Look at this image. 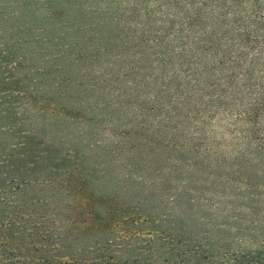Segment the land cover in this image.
<instances>
[{"label":"trees","instance_id":"1","mask_svg":"<svg viewBox=\"0 0 264 264\" xmlns=\"http://www.w3.org/2000/svg\"><path fill=\"white\" fill-rule=\"evenodd\" d=\"M14 1L0 9V199L13 215L4 251L19 253L38 230L19 217L47 207L41 230L63 250L264 264L254 0ZM143 230L150 248L125 240Z\"/></svg>","mask_w":264,"mask_h":264},{"label":"rangeland","instance_id":"2","mask_svg":"<svg viewBox=\"0 0 264 264\" xmlns=\"http://www.w3.org/2000/svg\"><path fill=\"white\" fill-rule=\"evenodd\" d=\"M253 3H255L256 6L252 13L253 19L255 18L258 22L264 24V0H254ZM2 6L5 10L11 12L16 7V1L0 0V9ZM252 40L258 42L264 41L263 38H259L256 40L255 37H253ZM14 188H16L17 190L21 187L19 186V184L18 186L15 184ZM42 189L43 188H38V190ZM2 196L3 194L0 192V198H3ZM4 203L5 202L0 199V264H93V262L90 261V258L103 256V254L105 253L108 254L109 258H114V260L116 259V257L118 259H121L117 264H132V261H126V259H124V256L115 254L112 247H110L109 250L107 249L106 251H101L100 253L96 252L94 249L89 248L80 250L77 249V247L73 249L69 248L68 250L60 249V247H58L56 243L54 244L50 241L48 235V233L50 232H48V230L46 233L42 232V230H46L47 220H49L47 218V207H34L35 211L33 209H30V211H26V214L31 212L29 215L25 214L19 217V219L21 220H23L24 218L26 219L25 223L21 224L22 228H24V226H28V224L26 223H29L30 225L27 229H38L37 231H28L26 233L28 239H26V241L22 244H20L19 241L18 243H15V240L12 241V243H15L19 246H24L22 250L19 251L20 256L18 251H14L13 253L5 252L4 250L6 249V247L11 246L5 243L6 237H4V235L5 233L10 232L9 230H11L12 228L11 218L13 215L11 209L7 208ZM42 227L44 229L41 230ZM152 235L153 233L151 231L143 230L139 234L135 233L134 237L128 235L130 238H127L125 240L128 241L131 238L139 239L142 241L140 242L139 246L150 248L151 242L154 241L152 240V238H154ZM98 264H100V262Z\"/></svg>","mask_w":264,"mask_h":264}]
</instances>
